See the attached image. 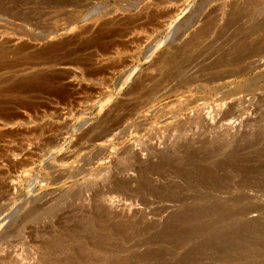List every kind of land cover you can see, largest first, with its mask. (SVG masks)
I'll use <instances>...</instances> for the list:
<instances>
[{"label":"rangeland","instance_id":"374dc122","mask_svg":"<svg viewBox=\"0 0 264 264\" xmlns=\"http://www.w3.org/2000/svg\"><path fill=\"white\" fill-rule=\"evenodd\" d=\"M0 264H264V0H0Z\"/></svg>","mask_w":264,"mask_h":264},{"label":"bare ground","instance_id":"6f19581e","mask_svg":"<svg viewBox=\"0 0 264 264\" xmlns=\"http://www.w3.org/2000/svg\"><path fill=\"white\" fill-rule=\"evenodd\" d=\"M53 40V39H52Z\"/></svg>","mask_w":264,"mask_h":264}]
</instances>
